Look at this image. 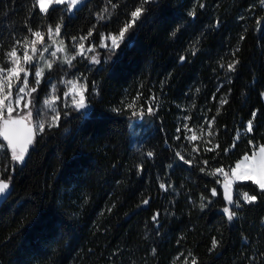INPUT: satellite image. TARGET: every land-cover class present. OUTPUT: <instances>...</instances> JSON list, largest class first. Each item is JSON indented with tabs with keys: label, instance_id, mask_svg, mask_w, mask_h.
Returning a JSON list of instances; mask_svg holds the SVG:
<instances>
[{
	"label": "trees",
	"instance_id": "trees-1",
	"mask_svg": "<svg viewBox=\"0 0 264 264\" xmlns=\"http://www.w3.org/2000/svg\"><path fill=\"white\" fill-rule=\"evenodd\" d=\"M140 2L86 0L74 14L66 4L44 14L34 0H0V67L34 31L59 25L67 44L117 34ZM143 7L117 51L76 64L87 114L62 110L15 167L0 149L12 187L0 208V264H264V193L237 183L229 220L219 171L264 146V0ZM245 191L257 200L244 202Z\"/></svg>",
	"mask_w": 264,
	"mask_h": 264
},
{
	"label": "rangeland",
	"instance_id": "rangeland-1",
	"mask_svg": "<svg viewBox=\"0 0 264 264\" xmlns=\"http://www.w3.org/2000/svg\"><path fill=\"white\" fill-rule=\"evenodd\" d=\"M85 1L86 0H82V2L76 5L75 7H70L69 4L66 2L65 3L67 5L66 8L70 14H74L75 8L83 4ZM53 6L56 5L54 4L51 7ZM51 28L53 29L52 33H49L48 30L46 31V33H41L43 37L42 40H37V38L35 39L37 40V43L34 46L35 51H33V44H32L27 48V50L24 52L23 55L17 53V56L21 62L20 66L23 67L25 71L19 74V79L13 77L11 80V88H8L6 86L4 90L5 94H7L9 97V99L5 101V103L11 104V106L13 107L12 116L13 117L25 116L28 114V112H31L32 113L31 123L34 125L35 129L41 123L44 124V129L49 127L51 118L54 115L58 113L59 117L61 118L62 110L76 108L74 105L75 102H78L79 100L78 93L81 90H83L86 107L79 110L87 114L90 108L89 103L87 101V84H86V80L81 76V74H79L76 71L77 68L76 64H78V62L88 60L90 62V65H94V66L100 65L101 62L103 61V54L107 51H117L120 45L124 41L123 40L122 42L119 43V47L113 49L111 44V39L109 37L116 34L103 35L100 41L98 42H96L92 38V34H91L77 40H72V42L67 44L61 37V31L59 35H56L55 27H51ZM61 41H63V44L60 43ZM80 43L84 44L83 50H81L79 47ZM101 44L107 45V47H102ZM58 49L61 50L58 51ZM89 49H92V51H89ZM53 52H55L56 54L52 55ZM81 52L82 54H80ZM25 53H27V55L31 57L29 61H24L23 57ZM72 57L75 58L73 59ZM92 57H95L99 62L98 63L92 62L91 59ZM69 59L71 60L70 64L67 62V60ZM48 64H51L50 68L48 67ZM56 67L57 68L59 67L58 72H62V70H64L65 68L64 73L59 75L60 77L55 76V73L58 74L57 70H55ZM37 70H42V76L39 78L40 82L38 84H36L37 78L35 76V72ZM52 70L53 72H51ZM24 79H27L28 81V89L26 90V92L31 91L33 87H35L36 89L34 92H31L30 96L27 95L26 93H19L17 91L20 87H23L21 81H23ZM42 84L45 85L44 91L40 93L39 90ZM17 96L22 97L19 105L16 104ZM140 102H144L143 100H141V96H140V100H137V98L134 100V105H137V103L139 105ZM153 108H154L153 105H151V108L149 109H153ZM53 109H55V111H53ZM133 110H135V112H139V110L136 109L135 107H133ZM5 115H7L6 109H5ZM185 127L188 130L189 144L193 146L192 144H195V141L197 140V136H198L196 131L197 129L195 127H189L187 121ZM146 132H147L146 130L139 129L137 132L134 133V136L135 138L138 136L140 138H144ZM41 133L42 132L36 131L37 134L36 139L37 136L40 135ZM0 139L3 142V144H0V149L2 151L4 150L9 151L8 152V154L10 155L9 158L12 161L11 162L12 166L14 167L16 166V164L24 163V161L27 159L28 153L30 152L36 140V139L34 140L30 150L25 154L24 161L18 162L12 159L11 149L7 148V142L4 141L2 137H0ZM258 149L255 151L258 152ZM1 160L2 157L0 156V163ZM1 169L3 168L0 167V180H2L4 177V174L1 171ZM225 174H228L229 179L232 180L229 192L231 197L233 198L234 186L239 182H244L249 180L232 179V175L230 171H222L221 186L223 188L225 183ZM232 205L233 204H230L228 207L230 210L232 208ZM234 205L236 204L234 203Z\"/></svg>",
	"mask_w": 264,
	"mask_h": 264
},
{
	"label": "snow or ice",
	"instance_id": "snow-or-ice-1",
	"mask_svg": "<svg viewBox=\"0 0 264 264\" xmlns=\"http://www.w3.org/2000/svg\"><path fill=\"white\" fill-rule=\"evenodd\" d=\"M68 3L70 7H75L76 5L80 4L82 0H34L33 7L39 8L40 13L47 14L49 11V8L52 5H64L65 3ZM150 2V0H141L140 4L138 6H135L134 10L130 13V19L127 20L124 25L119 29L118 33L116 35H113L109 37L111 39L112 48L119 47V43L122 42L125 38V34L129 31V29L133 28L136 25L137 20L140 19L144 7L143 5ZM115 7V5H113ZM103 18V17H101ZM29 31H32L29 29ZM49 33L53 32V29L49 27L48 29ZM61 31V28L59 25L55 27V34L59 35ZM32 35L37 38V40H42V34L39 31L32 32ZM91 35V32L89 33ZM37 40H33V51H35V44L37 43ZM63 44V41L60 42ZM102 47H107V45L101 44ZM80 49L83 50L84 44L80 43L79 45ZM61 49H58V51ZM89 51H92V49H89ZM56 53L53 52L52 55H55ZM82 54V52L80 53ZM8 60L11 63L10 68L0 67V137L3 138L4 141L7 142V148L11 149L12 153V159L18 162H23L25 158V154L28 152L29 146L34 141L35 132H43L44 131V124L41 123L38 125L36 129L33 128L31 124V118L32 113L28 112L25 116H18L13 117V107L11 104H6L5 101L9 99L8 95L5 94V87L11 88V80L13 77H16L19 79V74L21 72H24L25 69L21 67L20 59L17 56V51L15 48H12L10 51L7 52ZM73 59L75 57H72ZM24 61H29L31 59L30 56L25 53L23 57ZM92 62L98 63L99 61L92 57ZM67 62L70 64L71 60H67ZM48 67H51V64H48ZM234 69V65L229 66V70ZM36 76V84L40 82V77L42 76V70H37L35 72ZM23 84V87H20L17 91L19 93H26L27 95H31V92H34L36 89L33 87L31 91L26 92L28 89V81L27 79H24L21 81ZM75 88V85H74ZM79 100L78 102H75V107L77 109H82L86 107L85 104V97L83 95V90H81L79 93ZM22 97L17 96L16 98V104L19 105L21 102ZM30 103V101H29ZM27 106V104H26ZM129 107H132V104H129ZM5 109L7 110V115H5ZM151 110V109H149ZM55 111V109H53ZM59 114L57 113L51 118V121L49 123V127L57 126L59 122ZM252 130V122H248V131ZM151 155V153H149ZM187 162V161H186ZM219 171H223L220 169ZM232 179L237 180H249L253 184L257 185L259 192L264 193V146H259L258 152L254 151L251 156L244 155L243 159L235 165L234 168L230 169ZM232 180L229 179L228 174H225V199L228 201L229 204H232V197L229 194V189L231 187ZM9 185L8 183H5L3 181H0V195L5 193V190L8 189ZM161 187H164V185H161ZM213 195H216L215 189L212 191ZM242 198L244 202L246 203H253L257 200V195L252 194L250 195L247 191L243 192ZM145 204L148 203L147 200L144 201ZM239 207V204L236 205ZM224 213L227 215L229 220H232L233 217L236 215V213L229 208L225 207L223 209ZM156 217L154 216L153 219ZM217 245V242L213 240L212 247L215 248ZM192 264H196L195 259H193Z\"/></svg>",
	"mask_w": 264,
	"mask_h": 264
},
{
	"label": "water",
	"instance_id": "water-1",
	"mask_svg": "<svg viewBox=\"0 0 264 264\" xmlns=\"http://www.w3.org/2000/svg\"><path fill=\"white\" fill-rule=\"evenodd\" d=\"M31 124H32V123H31ZM32 126H33V128L35 129V127H34L33 124H32ZM36 135H37V134H36V132H35L34 140L36 139ZM33 142H34V141H33ZM32 144H33V143H32ZM32 144L29 146L28 151L30 150ZM0 181H3V182H5V183H8V185H9L8 189L5 190V193L2 194V195H0V208H1V206H2V205L7 201V199L9 198V196H10V194H11V191H12V187H11L10 183L7 182L6 180H0ZM229 194H230V192H229Z\"/></svg>",
	"mask_w": 264,
	"mask_h": 264
}]
</instances>
